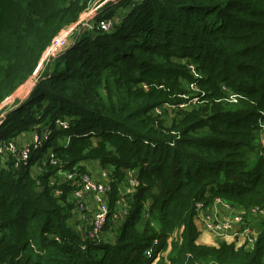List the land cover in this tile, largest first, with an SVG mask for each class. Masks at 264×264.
I'll return each instance as SVG.
<instances>
[{
  "label": "trees",
  "instance_id": "obj_1",
  "mask_svg": "<svg viewBox=\"0 0 264 264\" xmlns=\"http://www.w3.org/2000/svg\"><path fill=\"white\" fill-rule=\"evenodd\" d=\"M86 1L0 0V103ZM104 18L109 31L81 30L0 117V140L50 127L28 165L46 150L56 160L36 172L0 154V264H151L167 247V264H264V223L250 248L198 244L194 206L214 197L264 206V0H118L93 20ZM189 85L196 105L163 125L153 108L192 99ZM86 160L114 178L111 214L125 174L136 169L142 183L113 243L75 229L72 187L53 180Z\"/></svg>",
  "mask_w": 264,
  "mask_h": 264
},
{
  "label": "built area",
  "instance_id": "obj_2",
  "mask_svg": "<svg viewBox=\"0 0 264 264\" xmlns=\"http://www.w3.org/2000/svg\"><path fill=\"white\" fill-rule=\"evenodd\" d=\"M139 1V0H138ZM113 18H104L94 22L93 18L86 19L83 24L79 22L73 25L79 31L82 26L88 29L94 27L109 31L113 26ZM68 31L61 29L52 39L51 44L63 45L66 40H60V32ZM52 55L56 53V47L50 46ZM192 68V66H190ZM196 91V87L193 85ZM233 100L234 97L232 96ZM158 112V111H157ZM1 123V121H0ZM54 125L63 129H67L69 123L67 120L56 119ZM261 130L264 131V121L261 123ZM50 127L46 126L41 131L36 128L31 132V141L28 143H20L13 139L0 140V154L10 155L13 168L26 167L29 164L31 153L39 147L44 140L50 135ZM50 163L56 164L53 152L47 154ZM80 166L74 167L72 170L58 169L53 177L57 186L65 184L72 187L70 192V201L78 220L79 227L83 229L84 238L90 241L101 240L104 226L108 219L115 222V226L120 227L130 210V205L125 200L126 196H131L137 192L142 185L136 169L129 170L122 183L118 184L119 199L116 215L111 214L109 209V199L113 191L114 178L111 172L104 171L101 176H95L87 169H80ZM58 179V180H57ZM63 189L56 188L53 192L55 196L61 195ZM195 223L200 231L208 230L213 233L214 239H224L226 237L238 238L236 246L250 248L256 242L259 232L248 224L245 219L258 216L262 212V208L258 205L251 207L249 212L245 211V207L231 203L221 197H214L211 204L205 206L203 202H195ZM224 210L226 213H222ZM210 232V233H211ZM211 233V234H212ZM54 239L59 241L57 236ZM110 241V240H107ZM115 241V240H114ZM113 241V242H114ZM113 243L112 241H110ZM153 243H156L154 240ZM86 244H82L81 248H85ZM152 247L147 248L144 253L150 256ZM152 264V263H151Z\"/></svg>",
  "mask_w": 264,
  "mask_h": 264
},
{
  "label": "rangeland",
  "instance_id": "obj_3",
  "mask_svg": "<svg viewBox=\"0 0 264 264\" xmlns=\"http://www.w3.org/2000/svg\"><path fill=\"white\" fill-rule=\"evenodd\" d=\"M110 1L116 2L118 0H87L85 8L80 12L77 20L75 22H73L72 24H75L77 22H79L80 24H83L86 21V19H91V18L96 17L98 8L101 7L102 5H104L105 3L110 2ZM72 24H70V25H72ZM70 25H68V26H70ZM68 26H64L63 27V29H68V31L60 32V35H59V39L61 41L68 39L67 42L65 44H63V45H61V44L58 45V46L55 45V44L52 45L51 44V41L53 39L52 38L50 43H49V45L45 48V50H44V52H43V54H42V56L40 58L39 68L42 67V62L47 60V59H49L50 56L52 55L50 46L56 47V49L54 50L56 53H54V54L62 52L64 50H66L67 48H69L74 43L75 38H76V34L78 35L81 30L82 31H86L88 29L86 26H82L80 28V30L78 31L74 27V25L71 28H69ZM191 69L193 71V67ZM36 80H37V72H35L32 76H30L22 84V86L20 88L21 90L18 87V89H15L13 91V93L10 95V97L4 99L0 103V117H2L4 115V113L6 112L5 109H7V110L9 109L10 110V105L12 103H14V101L16 99H19L18 101H16V103L21 102L22 98H19L21 96V94L27 93L26 92L27 86L30 85L31 82H32V85H31L30 89H32L34 87V84H35ZM188 89L190 90V93H186L184 98H187L188 96H194L192 93L196 92V90L194 88H192L191 85L188 86ZM24 98H26V95H25ZM234 101H235V98H234ZM196 102H197V97L196 96L192 97V99H187V102H185V101H182V102H179V103L165 102V103H163L161 105H158V106L154 107L153 108V113L155 114V116H157L159 118V120H161V123L163 125L169 126L171 121H172V119H173V117L177 113L178 109H184V108L188 109L191 106H195ZM260 136H261L260 142L264 146V131L261 130V127H260ZM48 152L49 151H47L46 154H44L45 157L48 154ZM44 155H42L43 159H44V157H43ZM78 166H80L82 168H85V169L87 168L88 170H90L93 173L96 172L99 175V177L101 176L102 172L107 170L106 168L104 169V168L101 167V164H100L99 161H95V160L82 161L81 163L78 164ZM107 171H110V170H107ZM126 175H127V173L125 174V176ZM129 198H130V196H126L125 200L127 201V199H129ZM253 206H255V205L245 206V211L249 212L251 207H253ZM261 208H262V212H259L258 216L249 217V218L245 219V221L248 224H250L253 228H255L258 232H259V229L257 227V224L258 223L259 224L264 223V206H262ZM221 212L222 213H226L224 210H221ZM116 214L117 213L114 211L113 212V217ZM74 226H75V229L80 233L82 228L79 227L78 222L74 221ZM119 229H120L119 227L115 226V222L112 223V224H110L108 222L105 225L104 229H103L104 233L102 234V237L107 238L108 240L113 242L116 239L117 234L119 233ZM203 231H206V230H203ZM206 232H208V230ZM210 232L211 231H209L208 233L211 236H214L213 233L211 232L212 233L211 234ZM176 236H177V233L175 232L174 233V237H176ZM169 241H170V239H169ZM215 241H216L215 245H210V246H218L220 242H226V243H231V244L237 245L238 242H239L238 238H232V237H226L224 239L216 238ZM198 244H200V243H198ZM204 245H207V244H204ZM169 250H170V248L167 247V249L165 251L159 252L157 254L156 258L153 260L152 264H167L166 256H167V253L169 252Z\"/></svg>",
  "mask_w": 264,
  "mask_h": 264
},
{
  "label": "crops",
  "instance_id": "obj_4",
  "mask_svg": "<svg viewBox=\"0 0 264 264\" xmlns=\"http://www.w3.org/2000/svg\"><path fill=\"white\" fill-rule=\"evenodd\" d=\"M21 86H22V85L19 86V89L21 88ZM17 89H18V88H17ZM20 90H21V89H20ZM31 90H32V89H30L27 93H23V94H21V96L19 97V98H22L21 101H24V100L29 96ZM12 93H13V92H12ZM12 93H11V94H12ZM11 94H10V95H11ZM10 95L7 96L6 98L10 97ZM25 95H26V98H24ZM6 98H5V99H6ZM23 98H24V99H23ZM18 100H19V99H16V100L14 101V103H12V104L10 105V109L18 105L17 103H15V102L18 101ZM42 129H43V128H42ZM42 129H41V130H42ZM41 130H39V131H41ZM31 132H32V131H31ZM31 132L29 131V132H27V133H21V134H19V135H18L17 137H15V138H16L20 143H24V142L28 141L29 137H31ZM260 140H261V136H260ZM46 152H47V150L44 151L43 154H41V157H40L39 159H36L35 162L32 163V164L30 165V169H31L32 171H36V172H37V167L40 165V163H44V162H46L45 155H44V154H46ZM42 155H44V156H43L44 159L42 158ZM40 159H41V161H40ZM39 162H40V163H39ZM86 169H87V168H86ZM87 170H88V169H87ZM89 171H90V170H89ZM106 171H107V170H106ZM109 172H110V171H109ZM92 173H93V172H92ZM93 174H94L95 176H97V177L99 176L96 172L93 173ZM72 218H73L74 221L78 222L73 207H72ZM80 233L84 236V234H83V229H81V232H80ZM197 242L200 243V244H207V245H215V243H216L214 237L211 236V235H210L208 232H206V231H200V232H199V236H198V238H197Z\"/></svg>",
  "mask_w": 264,
  "mask_h": 264
},
{
  "label": "water",
  "instance_id": "obj_5",
  "mask_svg": "<svg viewBox=\"0 0 264 264\" xmlns=\"http://www.w3.org/2000/svg\"><path fill=\"white\" fill-rule=\"evenodd\" d=\"M38 68H39V63H38L37 68L35 69L34 73L37 72ZM34 73H33V74H34Z\"/></svg>",
  "mask_w": 264,
  "mask_h": 264
},
{
  "label": "clouds",
  "instance_id": "obj_6",
  "mask_svg": "<svg viewBox=\"0 0 264 264\" xmlns=\"http://www.w3.org/2000/svg\"><path fill=\"white\" fill-rule=\"evenodd\" d=\"M38 71V70H37ZM32 154V153H31ZM47 158V155H46V157H45V159ZM30 159H31V157H30ZM29 163H30V161H29ZM29 166V165H28Z\"/></svg>",
  "mask_w": 264,
  "mask_h": 264
}]
</instances>
